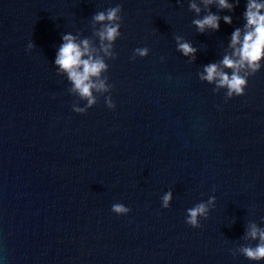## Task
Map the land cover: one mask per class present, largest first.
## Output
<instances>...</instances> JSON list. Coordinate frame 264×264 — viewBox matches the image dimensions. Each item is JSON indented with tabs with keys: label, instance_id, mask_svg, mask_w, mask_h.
I'll list each match as a JSON object with an SVG mask.
<instances>
[{
	"label": "water",
	"instance_id": "95a60500",
	"mask_svg": "<svg viewBox=\"0 0 264 264\" xmlns=\"http://www.w3.org/2000/svg\"><path fill=\"white\" fill-rule=\"evenodd\" d=\"M117 4L116 59L99 53L113 87L77 114L86 102L54 66L61 37L99 48L92 15ZM245 6L201 34L188 0H0V264H264L239 253L256 243L250 225L264 228V58L243 96L197 77L231 53ZM177 35L197 48L193 63ZM212 196L201 227L187 225Z\"/></svg>",
	"mask_w": 264,
	"mask_h": 264
},
{
	"label": "clouds",
	"instance_id": "9594fccd",
	"mask_svg": "<svg viewBox=\"0 0 264 264\" xmlns=\"http://www.w3.org/2000/svg\"><path fill=\"white\" fill-rule=\"evenodd\" d=\"M238 4L239 0H231V2L230 0H199L201 7L198 6L197 0H188L189 11L199 17L192 20V25L201 34L207 30L218 31L221 20L225 24H232L230 15L221 16L219 12L226 10L231 13ZM213 5L217 8V13L210 10V6ZM202 11L205 14L201 17ZM121 12L122 7L117 4L115 7H109L92 15L94 24L99 25L94 32V35L99 38V48L90 46L88 38L77 43L76 37L72 34H63L61 37L62 43L56 52L54 66L57 75L66 73L67 81L71 82L70 92L75 93L79 101L86 102L83 107L77 104L72 105V111L77 114H84L96 105L98 98L94 93L103 96L105 93H110L113 87L107 83L108 76H101V73L108 71L109 68L103 56L111 57L112 60L116 59L112 49L114 42L121 36L119 31L122 23ZM242 18L244 20L242 28L236 27L230 35L228 48L232 50L231 53H226L219 63L212 62L204 65L203 71L197 72L201 82L214 85L213 93L221 89L225 90V100L245 94L248 78L261 69V60L264 58V0H246ZM174 40L176 51L187 57L188 63H193L197 48L179 35L175 36ZM34 46V43L30 42L27 47L31 50ZM101 52L103 56L99 55ZM148 53L147 47L136 48L130 59L143 58ZM105 105L110 110L115 108V103L110 96H105ZM171 200L172 191L169 190L162 197L161 207L169 208ZM214 203L215 197L212 196L206 202L197 203L187 209L185 223L192 228L201 227L200 219H207ZM111 211L117 215H125L130 212V209L116 203L112 205ZM246 236L256 243L254 246L253 244L241 245L240 255L249 261H264V228L257 227L253 223Z\"/></svg>",
	"mask_w": 264,
	"mask_h": 264
}]
</instances>
